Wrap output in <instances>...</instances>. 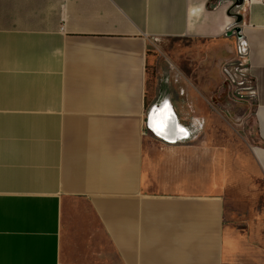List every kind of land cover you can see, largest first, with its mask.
I'll return each mask as SVG.
<instances>
[{
	"label": "crops",
	"instance_id": "crops-1",
	"mask_svg": "<svg viewBox=\"0 0 264 264\" xmlns=\"http://www.w3.org/2000/svg\"><path fill=\"white\" fill-rule=\"evenodd\" d=\"M234 2L0 0V264H264V0ZM236 15L252 98L221 69ZM172 40L213 43L242 155L198 130L208 93L168 78Z\"/></svg>",
	"mask_w": 264,
	"mask_h": 264
},
{
	"label": "rangeland",
	"instance_id": "rangeland-1",
	"mask_svg": "<svg viewBox=\"0 0 264 264\" xmlns=\"http://www.w3.org/2000/svg\"><path fill=\"white\" fill-rule=\"evenodd\" d=\"M212 44L210 41L201 40H172L159 46L156 54L160 62H164V58L172 61L167 63L166 73L177 87L181 77L186 76L187 89H202L208 93V97L204 99V117L197 122V128L200 130L204 122L218 127L219 147L215 146L214 149L219 148L225 154H228L229 150L237 151L242 155L243 127H246L249 119L246 116L244 121L243 107H239L240 104L226 95L227 88L220 73L221 60L214 55ZM150 73L154 76V69ZM194 135L195 131L192 137ZM217 165L218 169H224L226 172L238 168L241 164L222 162ZM204 166L205 169H212L213 164L204 163Z\"/></svg>",
	"mask_w": 264,
	"mask_h": 264
},
{
	"label": "built area",
	"instance_id": "built-area-1",
	"mask_svg": "<svg viewBox=\"0 0 264 264\" xmlns=\"http://www.w3.org/2000/svg\"><path fill=\"white\" fill-rule=\"evenodd\" d=\"M230 34L236 37V44H237V55L235 59L229 60L227 62H224L221 66L222 72L225 76V80L231 90L232 96L234 98H252L255 89L254 84L251 78L248 74V44L247 41L242 37V35L237 33L234 30V25L231 28H227L225 31V35ZM149 128L153 131V129L149 126ZM184 129H186L184 127ZM196 128H192V130H187L188 133L186 135L191 138L192 133L195 131ZM153 133L157 135L154 131ZM181 133V132H179ZM162 140L166 143L172 142L171 140H168L167 138L161 137ZM188 138V139H189ZM179 140H187V138L184 136V134H181L178 136Z\"/></svg>",
	"mask_w": 264,
	"mask_h": 264
},
{
	"label": "bare ground",
	"instance_id": "bare-ground-1",
	"mask_svg": "<svg viewBox=\"0 0 264 264\" xmlns=\"http://www.w3.org/2000/svg\"><path fill=\"white\" fill-rule=\"evenodd\" d=\"M168 106H170L169 104H168ZM161 110V109H160ZM161 112V111H160ZM161 114V113H160ZM166 116H167V114H166ZM150 119H151V117H150ZM159 119H163V117L162 118H155V121H154V123L153 122H151L150 121V123H151V125H155L157 122H158V120ZM178 123H177V119H176V116L172 113V111H171V120L168 122V127L165 129V134L164 135H161V136H163V137H165V138H167V139H170V140H173L176 136H177V134H176V132H175V129H174V126L176 125V126H178L177 125ZM154 128V127H153ZM183 128V127H182ZM183 130H184V128H183ZM157 132V131H156ZM158 133V132H157ZM186 133H188V131L186 132ZM186 133L184 134V136L186 137V138H189L187 135H186Z\"/></svg>",
	"mask_w": 264,
	"mask_h": 264
},
{
	"label": "snow or ice",
	"instance_id": "snow-or-ice-1",
	"mask_svg": "<svg viewBox=\"0 0 264 264\" xmlns=\"http://www.w3.org/2000/svg\"><path fill=\"white\" fill-rule=\"evenodd\" d=\"M164 113H168L167 116H164ZM155 116V113H154ZM161 116L163 119H159L158 122L155 125H150V127H154V130L158 132V134L164 135L165 129L168 127V122L171 120V113L168 109L167 102H165L164 108L161 110ZM181 131H184L181 129Z\"/></svg>",
	"mask_w": 264,
	"mask_h": 264
},
{
	"label": "water",
	"instance_id": "water-1",
	"mask_svg": "<svg viewBox=\"0 0 264 264\" xmlns=\"http://www.w3.org/2000/svg\"><path fill=\"white\" fill-rule=\"evenodd\" d=\"M241 3V0H235V2H234V6L235 5H239ZM236 17H237V19L235 20V22H233V25H234V30L237 32V33H239V31H240V28H239V26H238V23L240 22V18H239V16H237L236 15Z\"/></svg>",
	"mask_w": 264,
	"mask_h": 264
}]
</instances>
